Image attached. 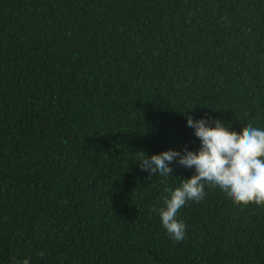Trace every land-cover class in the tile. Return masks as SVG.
<instances>
[{
  "label": "trees",
  "instance_id": "16d2710c",
  "mask_svg": "<svg viewBox=\"0 0 264 264\" xmlns=\"http://www.w3.org/2000/svg\"><path fill=\"white\" fill-rule=\"evenodd\" d=\"M184 111L264 127V0H0V264H264V205L160 225L193 169L137 161L198 147Z\"/></svg>",
  "mask_w": 264,
  "mask_h": 264
},
{
  "label": "clouds",
  "instance_id": "9594fccd",
  "mask_svg": "<svg viewBox=\"0 0 264 264\" xmlns=\"http://www.w3.org/2000/svg\"><path fill=\"white\" fill-rule=\"evenodd\" d=\"M181 114L198 138V147L168 148L150 155L142 150L137 161L141 170L161 177L173 174V162L193 169L189 177H180L177 186H166L161 205L154 208L165 233L176 242L184 238L186 228L177 218L178 209L187 201H201L206 188L219 190L234 204L264 205V127L247 126L240 135L230 133L225 123L212 117ZM12 264H30V259L13 257Z\"/></svg>",
  "mask_w": 264,
  "mask_h": 264
}]
</instances>
